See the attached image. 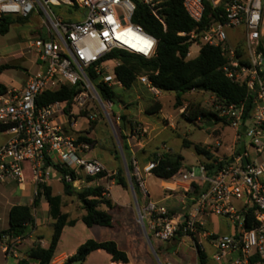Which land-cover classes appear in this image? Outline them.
Segmentation results:
<instances>
[{
  "label": "built area",
  "instance_id": "1",
  "mask_svg": "<svg viewBox=\"0 0 264 264\" xmlns=\"http://www.w3.org/2000/svg\"><path fill=\"white\" fill-rule=\"evenodd\" d=\"M189 19L200 24L209 19L204 30L180 32L194 44L218 47L226 64L222 72L235 84L245 86L253 99V111L244 124V104L217 102L215 118L224 119L229 126L241 132L245 127V157L232 158L217 173L209 176L204 164L179 172L171 179L183 184L181 191L186 200L176 215H171L161 201H152L147 193L144 178L152 174L160 158L140 166L131 160L132 175L144 199L137 205V222L146 238L167 243L181 234L194 242V249L203 252L201 238L209 234L199 231L210 217L225 218L234 230L230 235L216 236L211 246V259L220 263L230 259L232 264H264V162L250 161L249 153L260 155L264 138V0H180ZM164 0H0V24L4 18L16 16L28 18L32 13L43 15L46 31L30 42L39 70L32 74L20 91L0 94V126L9 139L0 147V184L24 182L23 166L29 164L32 181L44 184L49 173L46 168L55 165L66 170L60 179L74 188L80 176L95 177L105 172L101 162L86 158L90 150L87 142L79 141L72 129L75 119L69 123L63 102L38 105L39 97L56 91L61 85L78 86L71 107L80 109L89 99H100L95 84L122 88L116 79L114 64L109 74L106 64L116 59L104 60L112 50H121L148 59L155 56L156 39L141 27L131 23L136 5L146 6L155 19L165 28L161 15ZM51 8H65L67 13L56 15ZM84 10L80 16L77 11ZM73 11V12H72ZM207 14V15H206ZM240 31L242 40L231 44L228 31ZM190 48V47H189ZM190 54L189 49L187 56ZM187 58V57H186ZM109 69V70H110ZM155 95L160 91L152 87L146 75L136 79ZM197 90H191L195 92ZM101 100V99H100ZM102 102V101H101ZM103 104V103H102ZM104 109L107 108L103 104ZM106 111V110H105ZM184 109L179 112L183 113ZM109 116V115H108ZM89 116L86 121H93ZM115 122L119 117H115ZM202 118L199 116L196 123ZM110 123L111 120L109 119ZM112 125V123H111ZM113 127V126H112ZM74 174L75 178L71 175ZM200 180L206 188L194 196L192 184ZM174 191V190H170ZM238 204V205H237ZM254 207L256 225L244 227L245 213ZM19 238H2L1 253L9 257L15 253ZM161 264V263H160ZM162 264H172L165 262Z\"/></svg>",
  "mask_w": 264,
  "mask_h": 264
},
{
  "label": "trees",
  "instance_id": "2",
  "mask_svg": "<svg viewBox=\"0 0 264 264\" xmlns=\"http://www.w3.org/2000/svg\"><path fill=\"white\" fill-rule=\"evenodd\" d=\"M162 7L161 15L165 28L155 19L146 6L136 5L131 23L141 27L145 33L156 39L155 56L145 59L125 51L112 50L104 60L117 59L121 62L114 69L116 79L122 84L123 88L129 89L138 76L146 75L152 87L156 90L160 92H173L175 94L176 109L183 107L182 96L184 94L191 90L201 91L200 89L203 88V92L212 94L217 102L234 105L243 103L244 112L242 121L244 124L251 117L253 99L248 95L245 86L233 83L223 74L222 67L226 64V59L222 56L220 48L203 45L197 57L187 60L186 57L191 43L187 41V37H179L177 35L180 32H201L204 30L209 19L205 17L202 23L195 24L187 16L180 0H164ZM10 24L11 21L9 18L6 17L2 20L0 24V36L8 32ZM94 87L102 101L114 102L115 95L112 88L107 87L103 83L95 84ZM1 88L2 86H0V93ZM78 91V86L61 85L56 91L42 94L38 99V105L42 106L53 102H63L66 110H68L71 107L73 97ZM160 110V103L155 102L145 110V113L151 115L158 113ZM181 116L192 123H196L199 116L205 121V124L209 121L213 124L219 122L226 123L224 119L215 118V115L211 112L200 110L196 106L191 105L185 106V110ZM4 129L5 127L0 126V132L4 131ZM238 136L241 140L243 139L241 132H238ZM118 139L126 160L130 182L134 194L137 196L139 194V188L132 175L131 153L126 142V136L119 133ZM78 140L87 142L88 144L93 143L90 139L86 138L79 137ZM194 150L207 160L205 168L209 176L217 173L222 166L232 161V158L218 161L209 148H200V146L195 145ZM237 155H239L238 149L235 151V156ZM182 162V156L166 154L160 159L158 166L152 171V175L163 180H169L181 170ZM54 168L60 174L66 173V170L61 169L57 165ZM71 175L75 178L72 172ZM104 176L105 174L103 172L95 177H84V180L91 182ZM112 178L115 179L118 185L124 189H128V181L124 177L122 169H119ZM77 179L81 180L82 178ZM61 183L65 196L74 195L79 202L84 203L82 209L85 211V214L80 220L85 226L91 228L94 226L110 227L112 225L110 214L98 209L100 205H104L109 210L113 208L111 203L102 197L101 188L88 187L77 190L71 184H66L63 180H61ZM191 186L193 187L192 196H194L197 193V186L195 184ZM41 199H44L48 204L49 216L54 221L52 224L53 233L49 245L47 248H42L39 245L31 247L26 253V258L18 260L16 264H29V260H35L37 264H49L53 257L61 230L65 226H73L75 224V220H70L67 214L60 212V197L53 196L50 187L45 184H38L31 206H13L10 208L8 213V228L0 232V241L5 236L23 239L28 235L30 229L34 226L33 208L38 205ZM137 201L138 203L140 202L139 199ZM253 214L254 207L249 208L245 213L244 227L246 229H251L256 225ZM178 236L182 237L181 234H178ZM97 250L105 251L110 255L113 262L122 264L128 262L126 254L120 251L115 243L111 241L95 242L88 240L79 246L76 253L63 264H73L76 261L83 264L87 256ZM197 259L198 264L206 263L205 254L199 250H197Z\"/></svg>",
  "mask_w": 264,
  "mask_h": 264
},
{
  "label": "rangeland",
  "instance_id": "3",
  "mask_svg": "<svg viewBox=\"0 0 264 264\" xmlns=\"http://www.w3.org/2000/svg\"><path fill=\"white\" fill-rule=\"evenodd\" d=\"M51 10L58 16H63L67 13L65 8H51ZM77 14L82 16L85 14V11H77ZM9 19L11 24L8 32L5 35L0 36V75L2 76L1 81L3 82L10 79L19 83L27 75L34 73L33 53L35 51L33 48L30 49L29 44L35 38L39 37V33L44 36L46 29L42 24L43 15L41 12L39 14L32 13L26 20H22L16 16H10ZM228 37L231 44H235L238 40H242L241 32L237 30L228 31ZM192 43L193 44H191L189 52L190 57L195 58L198 55V49H200L201 44H194L197 42ZM116 63L120 64L121 62L116 59L115 61H109L106 64V69H108L110 75L113 73V69L111 70L110 68ZM111 88L115 95L114 102L110 103L108 101H101L107 107L105 110L109 115L113 129L104 116L103 110L98 101L93 99L90 95L89 99L82 108H70L66 110L65 118L69 122L72 119L77 120L76 128L72 129L73 133H78L80 129H84L85 132L92 133L95 139V146L93 143L90 144V148H94L90 149L86 153L85 157L98 160L109 170L119 164L120 168L123 170V175L126 180V160L124 164L118 152L117 142L121 147L118 134L122 133L123 130L128 133L129 126L131 134L135 136L132 144L141 143L142 150H146L149 153L145 159L146 161L151 162L157 158L162 159V157L166 154L180 155L183 157L181 169L189 170L193 168L196 175H198V166L201 162H203L204 158L195 152V145L200 146V148H209L212 152L211 148L215 146L213 145L214 139H218L219 146H216L217 149H225L228 146L233 147L234 150L237 149L239 142L238 132L226 129L225 126L228 122L217 123L216 127L219 129L216 130H213L211 127L207 128L203 125L205 122L203 120L199 123L188 122L185 117L181 116L182 113L179 112V109L175 108V94L173 92H160L157 95L158 100H153V95H150V93L147 92V89L141 87L137 80L129 89H125L123 87L119 88L116 86ZM182 101L184 105L181 109L184 110L186 105H191L196 106L200 110L202 109L206 112L212 113L217 105L216 98L212 94L203 91L188 92L182 96ZM155 102L160 103V112L151 115L146 114L145 110ZM89 116H95V119L93 121H86ZM116 116L119 117V121H117V123L114 119ZM141 119L147 124L141 125L138 121ZM167 123H171L174 128L165 126ZM142 127H146V132H143ZM167 148L171 151H166ZM222 156V160L228 158L226 155ZM216 159H218V157H216ZM248 159L250 161L256 160L257 162H264V153L256 155L254 152H250ZM135 160L137 162L139 161L137 156H135ZM82 177L84 178V176ZM262 179H264V175ZM144 183L151 195H159L162 193L161 181L159 179H156L153 176H146L144 178ZM58 187H60L59 183H53L52 189L54 193L57 191ZM135 198L138 200L139 194L137 196L135 195ZM73 200L78 201L76 197H73ZM0 206V229H4L7 227L8 216L6 214L7 206L5 205V201L2 199L0 200ZM178 213L179 211L176 210L170 211L171 215H176ZM71 214L74 215L73 210ZM115 214L116 213L114 212L113 215ZM36 215L37 218H42L39 206L36 208ZM211 218L217 223L213 225L207 218L205 226L199 229V231H205L209 234L206 238H201V246L204 250L203 253L205 256L207 255V263L232 264L230 259H226L220 263H214L211 259L213 248L209 244L212 243L216 236L230 235L234 230L232 224H230V222H228L225 218ZM212 225L214 231L217 233H214L210 229V226L212 227ZM49 231V227L45 225L44 231L42 232L45 239L47 238ZM147 236L149 237L147 241L151 244V249L153 253H155V249L152 244H155L156 247L158 245L161 246V244L154 242L148 233ZM171 241V245L174 246V248L167 249L168 257L171 262H177L180 254L179 256L171 254L176 245H178V252L183 253L191 246L194 247V244H196L197 241L200 242V239H197V241L195 240V243H192L187 239L176 235ZM181 242H184V244L179 245ZM1 263L2 259L0 255V264Z\"/></svg>",
  "mask_w": 264,
  "mask_h": 264
},
{
  "label": "crops",
  "instance_id": "4",
  "mask_svg": "<svg viewBox=\"0 0 264 264\" xmlns=\"http://www.w3.org/2000/svg\"><path fill=\"white\" fill-rule=\"evenodd\" d=\"M39 36H41L40 33H39ZM199 51L200 49H198V54H199ZM189 57H190V54L187 56L186 59L187 60L194 59V58H191V57L189 58ZM33 68L35 70L34 73H36L39 70L35 57L33 61ZM32 74H29L26 77H24L22 81H20L19 83L14 82L10 79H8V81L6 80L7 83L3 82L1 81L2 76L0 75V86H2L0 94H4L9 91H20L25 86L28 78ZM141 87L146 89V87L143 85H141ZM147 92H149L150 95H153L152 96L153 100H156V99L158 100L157 95H155L154 93L148 90ZM138 121L141 125L147 124L142 119ZM209 122H206V124ZM206 124L204 122L203 125H206ZM165 126L174 128L171 123H167V125ZM216 126H217V123L216 124L212 123L210 127L213 130L219 129ZM129 127H128L129 129L128 133H126L124 130L122 131V133L125 136H127L126 142H127V145L131 153V160L133 159L135 160V156H137L139 159L138 162L140 166H143L147 162H149L145 160L149 153L146 150H142L141 143L132 144L135 136L131 134V129ZM142 128H143V132H146V127H142ZM225 128L234 131L228 124L225 126ZM76 133L75 132L73 133L75 137L90 139L93 142V145L95 146L94 144L95 139L92 133L85 132L84 129H80V131L77 134ZM8 139H9L8 134H6L4 131L0 132V147ZM240 141L242 140L239 138L237 149H239ZM261 144L263 148L262 153H264V138L261 140ZM213 145L215 146L211 148L212 154L215 158L218 157V161H221L223 159L222 155H226L228 157L227 159L235 157L236 150H234L233 147L228 146L225 149H222V148L217 149L216 146H219L218 139H214ZM166 151H171V150L167 148ZM90 159H94V158H90ZM205 163H207V160L204 158L203 162H201L200 164L205 165ZM103 166L105 168L104 177L95 179L91 182H86L84 178L80 176V178L82 179L77 182L75 188L77 190L88 188V187L101 188L102 197L108 200L113 206L111 210L107 209L104 205H100L98 207L99 210L108 212L110 214L112 218V225L110 227L94 226V227L89 228L85 226L83 222L80 220V218L85 214V211L82 209L81 202L74 201L73 200V197H75L74 195H71V196L64 195L63 185L60 179V174L56 170H54L52 167L45 169V171L49 173V176L45 180L44 184L50 187L53 196L60 197L61 199L60 212L62 214H67L70 220H75V224L73 226H65L61 230L59 240L57 242L53 257L49 264H63L68 258H70L76 253L79 246H81L88 240H92L95 242L111 241L115 243L117 248L126 254L128 258V262L126 264H160V263L162 264L165 262H170L172 264H198L197 252L192 246L185 252L180 253L177 250L178 245H176L175 249H173V252L171 254L178 255V256L180 254V256L178 257L177 262H171L168 257L167 249L174 248V246L171 245L172 241H169L167 243L157 242L161 244L162 247L160 245L156 247L155 244H152L153 248L155 249L154 251L155 253H153L151 249L152 248L151 244H149V242L147 241L146 235L142 227L137 222V211H136L133 196H132V193L129 187L128 189H124L123 187H121L120 185L116 183L115 179L112 178L116 174V172L119 169H121L119 164H117V166H115L111 170L107 169L105 165ZM183 171H186V170L181 169L179 172H183ZM23 175H24V182L21 185H17L15 183L0 184V200L2 199L5 201V205L7 206V210H6L7 216H8L10 208L13 206H31L32 205L34 196L36 194V185L32 181L29 164H24ZM149 176L155 177L152 174ZM155 178L161 181L162 193L159 195L158 194L151 195L146 188L149 198L152 201H156V202L161 201L168 208L169 211L171 210L180 211V208L184 202H186L187 204H190V202L185 199L181 191L183 184L174 182L172 179L163 180L157 177ZM261 181H262V184L264 185V179H262ZM53 183L60 184V187L57 188V191L55 193L52 189ZM195 185L197 186V192L202 191L206 188V185L200 182V180H198V182ZM170 190H174V191H170ZM139 200H140V203L144 202V199L141 196L140 191H139ZM38 206L42 213L41 219L37 218V215H36V208ZM48 210H49L48 204L46 203L44 199H41L38 205L33 208L34 226L30 229L28 235L25 238L20 239L18 241L16 249H15V253L13 255L9 257H5L0 251V255L2 259L1 264H16L18 260L22 258H26V253L28 252V250L35 245H39L42 248L48 247L52 233H53L52 224L54 222L49 216ZM72 210L74 211V215L71 214ZM0 211H1V206H0ZM114 212L116 213L115 215H113ZM208 219L209 221H211L213 225L217 223L211 217ZM45 225L49 227L50 229L49 233L47 234L46 239L42 235ZM213 225L212 227L210 226V229L214 233H217L216 231H214ZM7 228H8V222H7V227L4 229H0V232L6 230ZM38 229H39V233H38ZM182 244H184V242L179 243V245H182ZM209 245L211 246V244ZM1 246H2V240L0 241V248ZM29 264H37V261L29 260ZM83 264H122V263L113 262L111 260L110 255H108L105 251L97 250L89 254L87 258L85 259V261L83 262ZM205 264H208L207 255H206Z\"/></svg>",
  "mask_w": 264,
  "mask_h": 264
},
{
  "label": "water",
  "instance_id": "5",
  "mask_svg": "<svg viewBox=\"0 0 264 264\" xmlns=\"http://www.w3.org/2000/svg\"><path fill=\"white\" fill-rule=\"evenodd\" d=\"M200 90L203 91V88H201ZM97 101H98L99 105L101 106V108H102V110H103V114H104V116L106 117V119L108 120L110 126L112 127V125H111V123H110V121H109V116H108L107 112L105 111V109H104V107H103V104H102L101 100H100L98 97H97ZM211 125H212V122H209V123H207L205 126L208 128V127H210ZM112 129H113V127H112ZM241 133H242V134L245 133V127H242V129H241ZM117 145H118V152H119V155H120V157H121V160H122V161L124 162V164H125V158H124V155H123L122 149H121V147L119 146L118 142H117ZM238 153H239V155L242 156V162H243V164L246 165V164H247V159H246V157H245V142H244L243 140L240 141V143H239ZM125 172H126V174H127L128 186H129V189H130V191H131V193H132L135 207L137 208L138 203H137V200H136V198H135V194H134V191H133L132 184H131V182H130L129 173H128V171H127V167H126V165H125ZM81 204L83 205L84 203L81 202ZM73 264H81V262L76 261V262H74Z\"/></svg>",
  "mask_w": 264,
  "mask_h": 264
}]
</instances>
